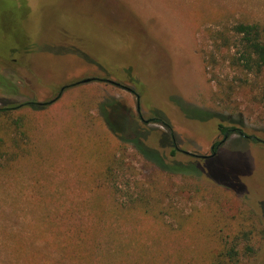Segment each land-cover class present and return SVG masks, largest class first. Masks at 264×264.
<instances>
[{"label": "rangeland", "instance_id": "374dc122", "mask_svg": "<svg viewBox=\"0 0 264 264\" xmlns=\"http://www.w3.org/2000/svg\"><path fill=\"white\" fill-rule=\"evenodd\" d=\"M240 19L264 25V0H0V109L41 108L0 113V137L18 118L32 140L30 155L0 169V264H69L54 243L58 216L158 264H206L222 234L264 230V146L221 130L264 140V71L247 77L221 64L222 92L204 58L215 33ZM116 102L154 130V148L167 128L151 120L169 122L174 141L161 153L177 149L174 159L204 170L170 176L120 145L104 121L123 117ZM116 159L119 191L103 176ZM19 241L38 256L20 257ZM256 242L248 264H264Z\"/></svg>", "mask_w": 264, "mask_h": 264}, {"label": "trees", "instance_id": "16d2710c", "mask_svg": "<svg viewBox=\"0 0 264 264\" xmlns=\"http://www.w3.org/2000/svg\"><path fill=\"white\" fill-rule=\"evenodd\" d=\"M213 40L214 49L210 52H204L205 66L207 72L212 74V77L219 81L218 88H220L221 91L225 88V85L223 80H221L216 74V68L221 64H227L230 69L243 73L247 77L249 75L259 77L263 73L264 25L261 21L240 19L232 23H227L222 31H217L215 33ZM218 53H220V58H217ZM247 77L246 79H239L241 85L249 82ZM134 82H136V80H134ZM227 89L233 91L232 85L229 84ZM137 93L142 95L141 92L137 91ZM259 100L264 110V87L260 88ZM116 103L121 109L123 117L118 121L113 120L112 122V120L106 121L105 119L104 121L110 132L119 140L120 145H134L143 157L152 161L159 166L163 172L168 173L170 176H188L192 173H201V171L204 170L199 162L185 164L174 159L177 154V149H173L169 155L161 153V148L164 147L165 144H169V142L171 143L172 140L174 141L173 131L172 128H170L171 126L169 122L157 115L151 120L155 124L166 127L168 132L159 135L160 137L158 140L161 148H154L149 143L153 140L152 136L155 138L154 130L145 129L140 118L134 117L119 102ZM34 104V102H25L19 105L4 107L0 109V113L11 117V114L14 113V111H17L22 107L29 106L32 107V109H41ZM108 115L110 116L111 113H108ZM209 116L210 119L213 117H221V115L213 113H210ZM11 118L10 125L6 126L7 129H9L7 136L10 135V139L6 140L4 137H0V169L6 164L5 170L11 168L14 164H17L25 155H30L29 151L32 143L31 138L24 130V121L18 118ZM106 118L108 119L109 117ZM239 122L242 123L241 120ZM13 127L22 131V135L11 137ZM221 130L227 138L233 133L239 132L241 138L252 140L257 144L264 146V140H261L258 137L253 138L248 136L242 130L236 129V127H231L230 129L221 125ZM157 135L158 134H156V136ZM218 145H220V143L215 145V151L217 150ZM207 161L208 160L205 161L204 166H207ZM122 165L123 164L120 160H113L107 165L103 172L106 183L108 185L111 184V188H114L116 191H119V188L115 184V179L117 178V172L121 171ZM136 201H139V199ZM123 205L125 204L123 203ZM124 207H127V205ZM157 210L158 204L151 212L157 214L160 212ZM69 212L70 210L67 211L68 215ZM147 212H149V210ZM157 215H159V213ZM55 220L56 222H52L57 229L53 234L54 243L61 252L63 259L67 260L69 264H120L122 262L131 264L132 261L137 264H150L148 262L158 264V260L161 259L160 256H156L149 257L148 260L146 259L140 262L138 257L132 256L129 248L130 246L127 244L122 245V249L113 248L114 251L108 246L109 242H105L98 233L91 230L90 227V229L87 227L85 228L82 223L73 222L71 219H68L67 222L65 217L61 216H58ZM244 226L235 233L222 234L219 238L218 250L210 257V260H207L206 264H248L257 253L256 237L261 235L264 240V230H260L254 225ZM19 242V253L17 254L20 257L30 255L32 256L31 258L34 259L36 258V255L38 256L35 249L30 250L23 244V242ZM114 252L117 253L115 254ZM61 259H58L51 264H64V261ZM119 259L121 260L120 262L118 261Z\"/></svg>", "mask_w": 264, "mask_h": 264}, {"label": "water", "instance_id": "95a60500", "mask_svg": "<svg viewBox=\"0 0 264 264\" xmlns=\"http://www.w3.org/2000/svg\"><path fill=\"white\" fill-rule=\"evenodd\" d=\"M64 91V89H62V92ZM227 138V137H226ZM215 147L212 148V150H214ZM216 155V152H214V154L212 156ZM209 156H202V158H208Z\"/></svg>", "mask_w": 264, "mask_h": 264}, {"label": "flooded vegetation", "instance_id": "af4514ba", "mask_svg": "<svg viewBox=\"0 0 264 264\" xmlns=\"http://www.w3.org/2000/svg\"><path fill=\"white\" fill-rule=\"evenodd\" d=\"M213 151H215V150H213Z\"/></svg>", "mask_w": 264, "mask_h": 264}]
</instances>
